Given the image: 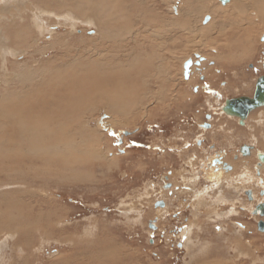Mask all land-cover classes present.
Wrapping results in <instances>:
<instances>
[{"label": "rangeland", "instance_id": "obj_1", "mask_svg": "<svg viewBox=\"0 0 264 264\" xmlns=\"http://www.w3.org/2000/svg\"><path fill=\"white\" fill-rule=\"evenodd\" d=\"M85 1L0 0V264H264V215L252 212L264 203V164L257 175L246 158V212L223 208L234 177L210 170L188 224L164 228L160 138L134 149L125 136L187 107L180 92L194 65L210 76L206 91L220 92L211 79L224 71L226 92L250 93L255 76L244 70L264 60V0ZM207 101L214 123H231ZM250 113L259 128L264 107ZM19 133L28 137L13 144ZM62 143L69 158L40 151Z\"/></svg>", "mask_w": 264, "mask_h": 264}, {"label": "flooded vegetation", "instance_id": "obj_2", "mask_svg": "<svg viewBox=\"0 0 264 264\" xmlns=\"http://www.w3.org/2000/svg\"><path fill=\"white\" fill-rule=\"evenodd\" d=\"M210 64L215 66L214 61ZM244 71L249 75L251 72L255 76L254 83L248 86L250 93L245 91L239 93L226 92L230 82L225 80L227 73L224 74V71H213V78L211 79L213 82L211 87L220 88V92H208L206 89L207 84L210 83V76L206 75L205 69L200 65H194L190 78H183L187 90L184 89L180 92L187 107L173 110L174 115H170L171 117L167 121L163 120V115H157L148 127L127 131L125 136L131 137V140L126 145L134 149L146 144L150 149L152 143H149V137H156L154 132H157V137L160 138L158 145L161 147L159 146L158 155L163 161L159 159L158 161H160L159 171L162 179L159 186L160 196L155 204L157 208H160L161 214L156 217L155 221H158L164 228L178 229L189 222L188 213L192 212L193 201L196 199L194 190L201 183L204 184L203 186L209 185L206 174L210 170L222 172L225 177L228 175L234 177L230 186L226 185L224 188L228 200H233V204H222L223 208L231 207L236 212L244 213L247 211L245 199L254 200L253 189H246L241 180H243L242 176L246 170V158L255 157L257 162L255 172L257 175L262 172L263 164L259 165L260 158L257 145L261 141L264 142V130L262 131L254 125L250 126L251 113L243 124L241 117L228 115L223 110L228 101L239 96H254L258 81L264 77V60H260L258 66L250 63ZM191 80L195 82L192 83ZM214 84L219 85V87ZM207 100L219 104L218 113L223 115L224 120L231 123H214L217 115L208 108ZM166 141L172 145L168 146ZM118 143L124 144V139L121 136H118ZM240 162H243L242 166ZM197 177H200V182H197ZM185 179L189 180L190 183L186 184ZM176 180L179 182L175 183ZM185 189H187L186 192H184ZM262 191L264 189L259 192L263 194ZM260 203L261 201H256L252 210L253 213L255 206ZM259 213L261 216V212L256 214ZM262 220L257 222L258 228V223ZM151 226L157 225L152 223ZM176 233L177 231L174 232V234Z\"/></svg>", "mask_w": 264, "mask_h": 264}, {"label": "bare ground", "instance_id": "obj_3", "mask_svg": "<svg viewBox=\"0 0 264 264\" xmlns=\"http://www.w3.org/2000/svg\"><path fill=\"white\" fill-rule=\"evenodd\" d=\"M60 2H63V3H65V1L66 2H69V0H59ZM85 1V0H84ZM98 1V0H97ZM193 1V0H192ZM225 1V0H224ZM86 2V1H85ZM205 2V1H204ZM95 3V2H94ZM93 3V4H94ZM192 4V3H191ZM66 5H69L68 3H66L65 4V6ZM79 5H81V2H78V6ZM109 5V4H108ZM87 6V5H86ZM96 6V7H95ZM254 6V5H253ZM90 7V6H89ZM94 7L97 9V5L95 4L94 5ZM116 7V6H115ZM205 7V6H204ZM95 8H93V6H92V10L94 9L95 10ZM100 7H98V9H99ZM114 9V8H113ZM206 9V8H205ZM82 10V9H81ZM84 10H85V8H84ZM92 10H91V13H92ZM204 10V9H203ZM87 12H88V10H87ZM90 12V11H89ZM110 12V11H109ZM195 12V11H194ZM244 12V11H243ZM90 13V14H91ZM95 13H96V10L93 12V14H94V18H95ZM115 13H117V12H115ZM79 15V14H78ZM97 15V14H96ZM101 15V14H100ZM112 17V16H111ZM100 19V18H99ZM207 19H209V18H207ZM260 20L261 21H263L264 22V15L262 14L261 16H260ZM99 21V20H98ZM98 24H100V23H98ZM108 32V31H107ZM107 32H106V34H107ZM102 36H104V35H102ZM109 37H110V35H108ZM108 36H104V38L106 37H108ZM108 37V38H109ZM107 38V39H108ZM2 39V38H1ZM4 43H2V45H3ZM6 45H7V43H5ZM119 44V43H118ZM116 46V45H115ZM2 49L4 48H6V47H1ZM65 66V65H64ZM108 72V71H107ZM104 73V72H103ZM59 78H61V77H59ZM63 79L65 80V75H63ZM32 84V83H31ZM256 87H257V85H256ZM60 93V92H59ZM11 94V93H10ZM52 95V94H51ZM58 95V94H57ZM62 95H63V93H62ZM12 97V96H11ZM54 101V100H53ZM32 103H34V102H32ZM45 105V104H44ZM57 105V104H56ZM34 106V105H33ZM36 106V105H35ZM43 106V105H42ZM77 107V106H76ZM43 108H44V106H43ZM22 110V109H21ZM24 110V109H23ZM55 111V110H54ZM9 113V112H8ZM3 115V114H2ZM65 115V114H64ZM66 116V115H65ZM9 118V117H8ZM58 118V117H57ZM56 119V118H55ZM243 119V118H242ZM245 119V118H244ZM11 122V121H10ZM14 122H16V120L14 121ZM13 122V124H15ZM19 123H20V121H19ZM53 123V122H52ZM18 124V123H17ZM21 124V123H20ZM35 124V123H34ZM40 124V123H39ZM59 124V123H58ZM12 125V124H11ZM19 125V124H18ZM14 126V125H13ZM16 126V125H15ZM66 126V125H65ZM18 127V126H17ZM21 127V126H20ZM9 128V127H8ZM11 128V127H10ZM20 128H18V130H19ZM33 129V128H32ZM31 129V130H32ZM20 131V130H19ZM22 131H23V129H22ZM34 131V130H33ZM37 131V130H36ZM16 132H17V130H16ZM39 132V131H38ZM40 132H43V131H41V129H40ZM46 132V131H45ZM30 133H31V131H30ZM33 133V132H32ZM19 134H21V133H19ZM18 134V137H16V139H14V143L13 144H16V145H21V143L19 142V139H20V141L23 139V138H27L28 137V133L26 134V133H24L23 135L21 134V135H19ZM26 134V135H25ZM127 134V133H126ZM32 135V134H31ZM37 135V134H36ZM52 135L54 136V137H52ZM48 138H49V140L50 139H55L56 137H57V133L55 132V131H49L48 133H47V135H46ZM15 137V136H14ZM39 137V136H38ZM37 137V138H38ZM41 137V136H40ZM83 137V136H82ZM9 138V137H8ZM11 138V137H10ZM18 138V139H17ZM29 139V138H28ZM9 139H5V138H3V142H5V143H7V144H9V141H8ZM13 140V139H12ZM26 140V139H25ZM37 140V139H36ZM28 141V140H27ZM27 141H25V142H27ZM38 141V140H37ZM24 142V141H23ZM40 142V141H39ZM39 142H38V144H39ZM26 144V143H25ZM23 146V145H22ZM25 148V147H24ZM65 148H67L68 149V145H65V143H62V144H56V145H51L50 144V146H44L43 145V148L40 150V151H45V153L44 154H47V155H49V161H55L56 160V157L59 155V154H61V155H64L65 157H62L63 159H65L66 157H68L69 158V156H67L66 155V153H65ZM70 150V149H69ZM24 150H21V153H24L23 152ZM71 152V151H70ZM251 152V151H250ZM261 152H263V151H259L258 152V156H259V153H261ZM9 154V153H8ZM26 154V153H25ZM35 154H39V153H35ZM43 154V155H44ZM68 154H70V153H68ZM73 154V153H72ZM71 154V155H72ZM32 155V154H31ZM70 157H72V156H70ZM23 158V157H22ZM26 158V157H25ZM45 158V157H44ZM61 158V159H62ZM68 158H67V160H68ZM18 160H20L19 158H17ZM36 159V158H35ZM72 159V158H71ZM37 160H38V158H37ZM72 161H73V159H72ZM259 161H260V163H259V165H261V164H264V162H261V160L259 159ZM56 162H58V161H56ZM221 168V167H220ZM211 173V177L212 178H214V180H219V179H221V177H223L222 175H224L222 172H218V173H214V172H210ZM227 174V173H226ZM213 181V180H212ZM216 182V181H215ZM33 193H34V191H33ZM32 193V194H33ZM263 194H264V192H262ZM6 194V193H5ZM214 202V201H213ZM19 203V202H18ZM260 204H262V207L264 206V203H260ZM1 205V204H0ZM180 207V206H179ZM257 209H259L258 210V212H261V215H262V210H260L261 209V207H259V205L256 207V209H255V211L257 210ZM255 213V212H254ZM164 215V214H163ZM45 216V215H44ZM51 216V215H50ZM47 217H49V216H47ZM50 218V217H49ZM3 219V218H2ZM7 221V220H6ZM195 224V223H194ZM1 226H3V227H5L6 229H8V230H11V226L9 225V226H7V225H2L1 224ZM7 226V227H6ZM38 227V226H37ZM39 228L41 229V230H46L45 229V227L44 226H39ZM38 228V229H39ZM37 229V230H38ZM34 231H35V229H34ZM38 232V231H37ZM46 232V231H45ZM32 233H33V231H32ZM35 236V235H34ZM43 236V235H42ZM41 237V236H40Z\"/></svg>", "mask_w": 264, "mask_h": 264}, {"label": "water", "instance_id": "obj_4", "mask_svg": "<svg viewBox=\"0 0 264 264\" xmlns=\"http://www.w3.org/2000/svg\"><path fill=\"white\" fill-rule=\"evenodd\" d=\"M190 66V62L186 63L185 68L188 69ZM259 107H264V77L261 78L258 83L254 93V96L243 95L239 96L231 101H228L227 105L223 107V109L230 115H236L241 118H247L249 113ZM127 133V131H125ZM259 158L261 162H264V152L259 153ZM262 210V215H264V206L259 204ZM258 210L255 213H258ZM259 229L264 231V220H262L259 224Z\"/></svg>", "mask_w": 264, "mask_h": 264}, {"label": "crops", "instance_id": "obj_5", "mask_svg": "<svg viewBox=\"0 0 264 264\" xmlns=\"http://www.w3.org/2000/svg\"><path fill=\"white\" fill-rule=\"evenodd\" d=\"M255 125H259L258 127L260 128V130H262L264 128V118H260L259 120H257ZM258 128V129H259ZM216 171V170H215ZM214 172V171H213Z\"/></svg>", "mask_w": 264, "mask_h": 264}]
</instances>
